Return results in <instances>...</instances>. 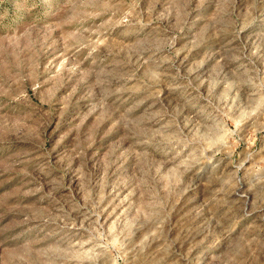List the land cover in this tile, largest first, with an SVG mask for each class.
<instances>
[{
  "label": "rangeland",
  "instance_id": "1",
  "mask_svg": "<svg viewBox=\"0 0 264 264\" xmlns=\"http://www.w3.org/2000/svg\"><path fill=\"white\" fill-rule=\"evenodd\" d=\"M0 264H264V0H0Z\"/></svg>",
  "mask_w": 264,
  "mask_h": 264
}]
</instances>
